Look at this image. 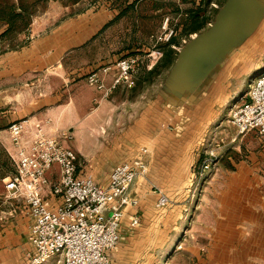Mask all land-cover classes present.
<instances>
[{
  "label": "crops",
  "instance_id": "0c3cea01",
  "mask_svg": "<svg viewBox=\"0 0 264 264\" xmlns=\"http://www.w3.org/2000/svg\"><path fill=\"white\" fill-rule=\"evenodd\" d=\"M108 20L102 14L86 12L34 35L17 51L22 56L17 65L21 70L60 67L66 54L82 46ZM263 23L264 15L247 38ZM251 48L256 52L262 45L253 41ZM217 65L191 88L170 86V94L164 93L171 101L160 94L154 109L148 108L149 129L138 125L139 130L131 132L130 126L125 129L118 124L119 118H113L114 123L104 132L97 126L102 105L91 110L57 105L49 109L46 117L50 120L41 122V128L25 122L31 136L40 130L47 134L68 132L69 143L88 162L84 174H93L101 185L107 183L116 164L136 158L141 147L153 145L156 160L159 150H171L172 167L161 162L162 168L170 171L173 186L168 191H173L174 199L166 206L157 205L160 191L148 181L150 170L147 178L137 182L140 203L127 209L118 244L107 251L112 264H264V135L257 130L239 133L229 121L226 108L245 94L240 81L245 70L239 74L221 69V61ZM113 109V113L120 112L119 107ZM148 130L149 136L144 134ZM214 139L218 141L214 151L219 163L196 197L191 166L200 158L198 150L210 146ZM47 199L55 206L61 195L48 192ZM5 208L8 217L0 221V264H28L36 253L29 239L32 219L28 204L16 201ZM137 210L141 223L133 226L131 216ZM57 260L44 264H62Z\"/></svg>",
  "mask_w": 264,
  "mask_h": 264
},
{
  "label": "rangeland",
  "instance_id": "374dc122",
  "mask_svg": "<svg viewBox=\"0 0 264 264\" xmlns=\"http://www.w3.org/2000/svg\"><path fill=\"white\" fill-rule=\"evenodd\" d=\"M17 1L31 3L37 0ZM227 1H37V11L26 30L0 39V195L3 196L2 194L5 193L4 179L16 168L14 159L16 151L11 134V125L14 122H31L41 128L42 123L46 124L50 120L46 116L53 106L89 107L91 110V107L102 105L104 107L99 113L97 126L104 132L107 126L111 127L112 122L114 123L113 118H119L118 124L121 127L124 126L125 129L130 126L131 132L138 131V125H147L149 129L152 124L149 120V111L154 109L155 100L160 97V94L165 95L162 97L165 101L172 100L164 92L170 94L168 80L181 49L185 48L204 29H206L208 36L214 31L228 36L224 30L227 21H237L238 18L241 19L244 16L246 8L241 6L224 13ZM200 6L201 16L206 14L210 21L206 23L203 29L194 32L190 28L188 13L190 9L198 10ZM86 12L102 14L108 17V23L82 46L72 49L66 54L60 67L20 69V65L17 64L22 56L17 51L28 44L34 35L44 33L51 27ZM221 16H223V20L217 24V19ZM6 27L7 24L0 21V32ZM172 36L177 39V42L167 44ZM207 39L209 40L206 37ZM244 40L241 46L227 50L226 58H223L224 61L221 60V69L225 67L230 70L233 69L231 71L237 70L236 73L239 70H245L240 81L242 89L246 92L249 83L264 70V64L261 63L264 61V23L257 32ZM253 41H259L262 45L261 50L255 52L251 48ZM164 47H174L177 50L175 60L170 66H165L167 59ZM210 51L213 59L219 57L214 48ZM125 56H133L138 60V65L132 74L134 84L132 86L118 84L116 87H112L113 74H105L102 68L106 65L115 64L117 60ZM225 56L221 54V57ZM254 62L261 64L256 65ZM157 65L160 68L151 72ZM217 66L219 68L220 65ZM94 71L99 73L104 84L91 81V75ZM233 103L225 110L227 116ZM115 106L120 108L119 113H113ZM122 107H124L123 113L121 112ZM149 107L150 109H148ZM149 131L144 134L149 136ZM62 133L58 132L54 135H61ZM86 141L89 142V139ZM217 143V139H214L207 148L201 147V150H198L199 153L201 152L200 158L194 166H191L192 172L195 173L192 176V185H195L196 197H200L203 185L206 184V180L210 178L219 163V155L214 151ZM145 147L149 150V170L151 171L148 181L154 184V190L158 192L164 190L170 198L174 199L173 191H168L173 186L170 171L162 168V162L168 168L172 167V161L169 160L171 150L169 148H164V152L159 150L162 153L159 152L156 160L153 145H146ZM76 152L78 172L82 175L88 162L84 156L78 151ZM137 154L136 152L135 155ZM184 155L182 154V156ZM204 160L210 162L209 167L204 166ZM49 173L53 182L58 183L61 177L59 165L54 166Z\"/></svg>",
  "mask_w": 264,
  "mask_h": 264
},
{
  "label": "built area",
  "instance_id": "2783aa9c",
  "mask_svg": "<svg viewBox=\"0 0 264 264\" xmlns=\"http://www.w3.org/2000/svg\"><path fill=\"white\" fill-rule=\"evenodd\" d=\"M137 61L133 56H125L102 70L113 74L112 87L132 86ZM91 81L104 84L97 71L91 75ZM228 118L239 133L257 130L264 135V70L233 103ZM11 134L16 168L4 179L0 221L8 217L6 204H28L32 219L29 239L36 248L28 264H44L52 258H58L62 264H112L107 251L118 244L120 224L127 209L137 208L140 203L135 190L137 182L149 174L148 148L143 146L136 158L116 164L107 183L101 185L93 174L78 172L77 152L69 143L68 132L51 135L40 130L31 136L25 123L17 121L11 125ZM204 161V166L209 167L210 162ZM56 165L61 170L58 183L49 176ZM48 192L61 195V201L51 206ZM159 194L157 205L166 206L170 197L161 190ZM140 223L137 210L131 216V224Z\"/></svg>",
  "mask_w": 264,
  "mask_h": 264
},
{
  "label": "water",
  "instance_id": "95a60500",
  "mask_svg": "<svg viewBox=\"0 0 264 264\" xmlns=\"http://www.w3.org/2000/svg\"><path fill=\"white\" fill-rule=\"evenodd\" d=\"M237 6L246 8V11L241 19L238 18L237 21L232 22L227 21L224 30L228 36H224L218 31L211 32L210 36H208L205 31L193 38L180 51L168 80L169 87L182 84L184 87L188 86L191 88L192 85H196L198 78L203 73L207 75L224 58L221 57V54L225 56L227 50L238 46L251 33L254 26L264 15V0H228L225 4L224 13L230 9L234 10ZM222 20L223 16L219 17L217 24L220 21L222 22ZM218 26L221 27L220 25ZM206 37L209 40H206ZM213 48L215 53L219 55L216 59L211 57L212 53L210 50H213ZM188 75H190V81H188Z\"/></svg>",
  "mask_w": 264,
  "mask_h": 264
},
{
  "label": "trees",
  "instance_id": "16d2710c",
  "mask_svg": "<svg viewBox=\"0 0 264 264\" xmlns=\"http://www.w3.org/2000/svg\"><path fill=\"white\" fill-rule=\"evenodd\" d=\"M37 1L31 3H20L17 0H0V21L7 24V27L2 32H0V39L5 37L8 38L14 33L26 30V28L32 22L33 15L37 11ZM200 9L201 6L198 8V10L190 9L188 13V20L191 24L190 28H192L194 32H198L203 29L206 26V23L210 21L209 16H206V14L201 16V13L199 12ZM174 42H177V39L172 36L167 44H172ZM164 52L167 59L165 66H170L175 60L177 50H175L174 47H164ZM158 68L160 67L157 65L153 70H151V72H155Z\"/></svg>",
  "mask_w": 264,
  "mask_h": 264
}]
</instances>
